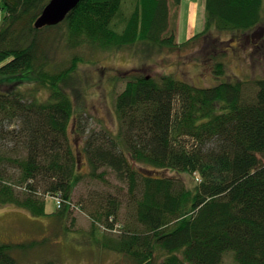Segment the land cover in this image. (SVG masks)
<instances>
[{"label": "trees", "instance_id": "obj_1", "mask_svg": "<svg viewBox=\"0 0 264 264\" xmlns=\"http://www.w3.org/2000/svg\"><path fill=\"white\" fill-rule=\"evenodd\" d=\"M1 1L0 206L41 218L52 195L56 223L71 213L85 179L71 135L82 132L73 126L81 115L72 92L79 95L87 49L182 50L213 31L247 36L264 24V0H206L205 29L177 43L173 32L162 35L170 3L182 0H81L63 22L41 29L35 22L50 0ZM50 29L64 31L68 50L81 53L57 61ZM215 73L225 75L224 64ZM244 84L198 87L173 74L133 72L115 101L116 133L87 132L83 150L89 177L104 180L106 168L128 184V207L142 229H118L120 200L98 195L97 209L87 207L93 222L83 239L126 264H223L229 254L236 264H264V78L255 82V97ZM44 243L0 241V264H19L15 252Z\"/></svg>", "mask_w": 264, "mask_h": 264}, {"label": "rangeland", "instance_id": "obj_2", "mask_svg": "<svg viewBox=\"0 0 264 264\" xmlns=\"http://www.w3.org/2000/svg\"><path fill=\"white\" fill-rule=\"evenodd\" d=\"M170 4V25L162 38L173 32L176 34L177 43H183L205 29V0H198L197 3L194 0H182L179 7H174L172 2ZM3 16V4L0 0V23ZM259 31L264 33V24L255 33L251 32L247 36L213 31L182 50L135 46L132 49L99 50L92 53L87 49V60L80 64L76 77L75 90L79 95L72 92L76 107L75 117L81 115L80 121H74L73 126L78 124L82 132L76 136L71 131L72 144L78 157V170L85 179L76 187L71 213L62 223H56L57 202L52 195L45 196L47 216L41 218H33L26 211L12 205L0 206V241L17 243L31 239L45 240L44 244L26 254L15 252L18 263L45 264L54 261L55 264H126L118 254L99 252L96 246L83 239L87 237L85 233H90L93 222L87 207L93 208L92 211L97 209L96 205L92 206V202L99 203L98 195L107 197L111 194L120 200L118 229L120 225L129 223L142 229L128 207L126 182L120 181L112 170L106 168L100 170L106 172L104 180L88 176L90 167L83 150L87 132L101 134L108 128L116 133L118 123L115 101L124 90L129 76L136 71L142 70L156 78L173 74L178 79L198 87L215 86L226 80H242L245 83V95L249 98L255 97V82L264 78V43H261L264 35ZM45 34L50 38L51 56L57 61L66 60L73 52L81 53L80 50H68L64 31L50 29ZM216 63L225 66V75L222 77L215 73ZM8 129L11 130L12 127ZM260 158L264 161V157ZM185 179L190 183L188 176L185 175ZM66 228L70 234L66 232ZM73 233L78 239L71 236ZM113 234L117 235L118 232ZM223 264L236 262L229 254Z\"/></svg>", "mask_w": 264, "mask_h": 264}, {"label": "water", "instance_id": "obj_3", "mask_svg": "<svg viewBox=\"0 0 264 264\" xmlns=\"http://www.w3.org/2000/svg\"><path fill=\"white\" fill-rule=\"evenodd\" d=\"M80 1L81 0H50L41 16L35 22V27L41 29L46 26L60 24Z\"/></svg>", "mask_w": 264, "mask_h": 264}, {"label": "crops", "instance_id": "obj_4", "mask_svg": "<svg viewBox=\"0 0 264 264\" xmlns=\"http://www.w3.org/2000/svg\"><path fill=\"white\" fill-rule=\"evenodd\" d=\"M197 1H198V0H194V3H197ZM205 2H206V0H205ZM204 6H205V4H204Z\"/></svg>", "mask_w": 264, "mask_h": 264}]
</instances>
